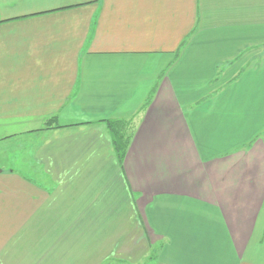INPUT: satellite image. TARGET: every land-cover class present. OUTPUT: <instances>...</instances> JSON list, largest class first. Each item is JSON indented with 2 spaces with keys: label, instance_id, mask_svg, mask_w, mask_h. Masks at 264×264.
I'll return each instance as SVG.
<instances>
[{
  "label": "crops",
  "instance_id": "0c3cea01",
  "mask_svg": "<svg viewBox=\"0 0 264 264\" xmlns=\"http://www.w3.org/2000/svg\"><path fill=\"white\" fill-rule=\"evenodd\" d=\"M38 123L0 264H264V0H0V133Z\"/></svg>",
  "mask_w": 264,
  "mask_h": 264
},
{
  "label": "rangeland",
  "instance_id": "374dc122",
  "mask_svg": "<svg viewBox=\"0 0 264 264\" xmlns=\"http://www.w3.org/2000/svg\"><path fill=\"white\" fill-rule=\"evenodd\" d=\"M43 127L44 126H42L41 123H38L35 126L34 125L26 126V124L25 127L23 125L18 126L16 132H21V134L13 137H8L6 139H4V136L6 135L1 136L0 133V140L3 139L0 141V170L3 171L12 170L14 172L23 174L27 179L28 178L32 179L28 170L29 163L31 161L30 160L31 154L34 147L36 146V143L38 144V141L44 136V134L43 133L39 134L40 132L27 133L26 130H32ZM36 133L38 134L36 135ZM4 134H9V133L6 132ZM34 180L39 183L37 177H34ZM156 260L155 262L145 260L143 264H156L157 263Z\"/></svg>",
  "mask_w": 264,
  "mask_h": 264
},
{
  "label": "trees",
  "instance_id": "16d2710c",
  "mask_svg": "<svg viewBox=\"0 0 264 264\" xmlns=\"http://www.w3.org/2000/svg\"><path fill=\"white\" fill-rule=\"evenodd\" d=\"M54 121H55V117L54 118L51 117L47 119V122H46L47 127L45 129L47 130L49 128H52L51 126L54 123ZM105 123L109 131L111 132V136H112L111 140H112V146H113L114 153L118 161L121 162L125 155L127 144L129 142V136L127 134V129H126L127 123L125 121H109V120H106ZM56 128H60V127H56ZM30 132H38V131H30ZM147 260L155 262L156 257L154 253L151 254ZM104 264H112V262H108Z\"/></svg>",
  "mask_w": 264,
  "mask_h": 264
},
{
  "label": "water",
  "instance_id": "95a60500",
  "mask_svg": "<svg viewBox=\"0 0 264 264\" xmlns=\"http://www.w3.org/2000/svg\"><path fill=\"white\" fill-rule=\"evenodd\" d=\"M0 173H1V170H0Z\"/></svg>",
  "mask_w": 264,
  "mask_h": 264
}]
</instances>
